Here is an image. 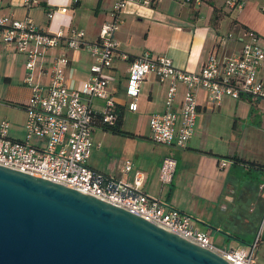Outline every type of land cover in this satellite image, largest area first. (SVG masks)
<instances>
[{
  "label": "built area",
  "instance_id": "1",
  "mask_svg": "<svg viewBox=\"0 0 264 264\" xmlns=\"http://www.w3.org/2000/svg\"><path fill=\"white\" fill-rule=\"evenodd\" d=\"M128 1L131 0L112 1L111 17L101 24L94 41L85 38L83 29L70 27L68 34L64 35L61 26L51 27L57 12L66 13V3L22 0L25 7L39 4L45 7L49 19L46 29L39 28L30 16L17 18L12 14H0V43L24 53V81L30 88L24 105L23 136H12L10 121L0 120V164L117 204L214 251L233 264H257V241L264 223V212L248 250L221 247L214 243L207 231L195 230L187 213L147 195L141 189L144 173L134 168L129 160H125L122 170L132 172L130 179L102 172L88 163L94 146L93 128L98 124H113L118 115L115 100L107 89L108 75L105 70L112 66L116 55L127 58L123 52L118 54L115 33L121 24L120 12ZM135 1L142 4L150 2ZM225 3L237 9L244 6V0H225ZM63 24L68 25L67 22ZM231 35L230 32L227 34ZM241 35L242 44L238 51L229 55L211 53L198 71L177 67L171 57L153 56L149 50L130 59L126 75L127 95L135 98L142 79L150 72L167 82L163 109L152 112L148 117L150 138L154 142L179 148L186 146L196 129L198 89L204 90L207 99L214 105H220L225 97L264 99V80L258 76L264 59V46L251 29L242 30ZM61 46L84 48L92 57L88 76L77 86H71L66 81L65 69L69 63L66 54L56 53L48 62L44 61V56ZM37 68L47 74L46 83L35 81L34 70ZM179 84L184 86V90L178 106H175ZM94 98L103 100L100 109L92 106ZM136 106L135 100L129 103L131 109ZM176 162L170 154L161 158L158 178L162 184L172 182ZM228 163L227 159L219 161L221 167ZM259 187L264 189L263 184Z\"/></svg>",
  "mask_w": 264,
  "mask_h": 264
},
{
  "label": "crops",
  "instance_id": "2",
  "mask_svg": "<svg viewBox=\"0 0 264 264\" xmlns=\"http://www.w3.org/2000/svg\"><path fill=\"white\" fill-rule=\"evenodd\" d=\"M55 1L66 3L68 6L65 14L57 12L51 21V27L61 26L64 35L68 34L70 27H74L83 29L85 38L88 41H94L98 37L101 24L111 17L110 8L113 0ZM0 14H12L17 18L30 16L41 29H46L49 23L45 7L40 4L25 7L22 0H0ZM119 16L121 24L115 33L118 40L117 50L118 54L125 53L127 58L124 59L116 55L112 66L108 70L106 69L105 73L108 75L107 89L115 100L117 109L121 112V126L122 121L124 124V120L132 116L131 113L137 119L138 125L143 122L147 124L149 115L164 107L167 82L160 80L153 72L148 73L142 79L135 98L126 93L129 61L144 50H149L153 56L167 55L171 57L177 67L198 71L211 53L229 55L238 51L242 44L241 31L244 29L253 30L264 46V0H244L242 9L229 7L225 0H150L148 4L131 0L127 2ZM63 22H67L68 25ZM229 32L232 33L231 36H227ZM56 53L66 54L69 57V63L65 69L66 81L69 85L77 86L80 81L86 79L92 57L84 48L69 49L61 46V48L52 49L49 54L44 56V61L48 62L51 56ZM25 60L24 53L17 51L12 46L0 43V120L6 118L5 116H10L14 120L15 112L20 108L22 111L21 121L24 122L26 116L24 105L30 93L29 85L24 81ZM258 76L264 80V59L259 67ZM34 79L38 83L44 84L48 77L46 73L40 72L37 68L34 70ZM183 90L184 86L179 84L175 106H178ZM196 98L198 109L196 129L186 146L182 148L189 149L194 153L192 158L197 159L194 172L201 176L200 179L205 187L206 184L209 185L211 196L215 197L217 193L220 194V191H223L225 185L222 182L225 181V177H219L222 174L219 172V168L225 167H221L219 161L225 158L217 159L218 152L211 148L208 149L206 146L210 135L220 134L217 125L216 130L210 126L211 114L214 110L222 107L223 101L225 102L224 107L233 110V114H236L238 109L245 115L253 113L255 109L264 113V99L253 100L244 96L229 100L227 98L230 97H225L220 105H214L207 99L202 89L197 90ZM132 100L137 103L135 109L129 108V103ZM244 100H247V104ZM92 106L100 109L103 106V100L98 98L93 100ZM237 116L241 117L240 114ZM235 124L236 119H234L233 126ZM14 128L15 126L11 125L10 131ZM105 130L100 125L93 128L94 146L98 147L101 144V139L106 133ZM140 131L139 129L134 130L133 133L137 135L128 136L134 139L132 141L135 144L134 150H131L130 146L127 148L122 146L117 151L118 145L113 146L116 153L119 154L116 166L110 162L100 165L98 161L96 166L109 168L114 174L100 169L102 172L130 179L132 172L122 170L125 160H129L134 168L144 173L145 178L141 189L147 195L159 198L167 205L176 206L174 198L172 199L170 196L172 187L164 188V184L158 178L161 158L166 154L173 156L172 150L164 145L156 146V142L145 141L143 138L152 139L148 133ZM96 137L97 140H95ZM92 154L91 151L88 159L91 165ZM177 164L178 161L176 167ZM93 167L95 166L93 165ZM97 167L95 168L98 169ZM193 179L195 180V177ZM260 192H263L262 189ZM262 194L261 196H263ZM253 199L257 203V197H253ZM223 208H227V206L223 205ZM246 221L248 220L246 219ZM260 222L261 216H259V224ZM259 224L256 225V229Z\"/></svg>",
  "mask_w": 264,
  "mask_h": 264
},
{
  "label": "water",
  "instance_id": "3",
  "mask_svg": "<svg viewBox=\"0 0 264 264\" xmlns=\"http://www.w3.org/2000/svg\"><path fill=\"white\" fill-rule=\"evenodd\" d=\"M0 264L233 263L117 204L0 164Z\"/></svg>",
  "mask_w": 264,
  "mask_h": 264
},
{
  "label": "rangeland",
  "instance_id": "4",
  "mask_svg": "<svg viewBox=\"0 0 264 264\" xmlns=\"http://www.w3.org/2000/svg\"><path fill=\"white\" fill-rule=\"evenodd\" d=\"M244 101L247 104V100ZM224 105L223 101L222 107L214 110L211 114L210 126L215 130L218 126L220 134L208 137L207 148H211L221 155L237 153L245 159L264 163V113L255 109L253 113L245 115L238 109L237 113L233 114V110L225 108ZM237 114H240L241 117H238ZM15 115L14 120L10 116H5L6 118L3 119L9 120L12 127L15 126L16 130L15 128L11 129V134L22 137L24 122L21 121L22 111L20 108L15 112ZM131 115L124 120V124L122 121L121 128L131 132L139 129L140 132L150 135L148 122L138 125L134 114L131 113ZM234 119H236L235 126H233ZM105 132L101 144L92 148L93 154L90 159L92 165L88 160L92 167L93 165L97 167V161L100 165L110 162L116 166L119 154L116 153L113 146L118 145L117 151L122 146L125 148L130 146V149L134 150L135 144L132 142L134 139L110 129H106ZM143 139L155 143L148 137ZM155 144L156 146L170 147L173 156L178 161L172 182L164 184V188L172 187L170 196L172 199L174 198L176 204L174 207L191 217V224L195 230L207 231L216 245L248 250L249 245L256 237V225L259 224V217H256L260 213L259 216L262 218L264 212V189H262L263 192H260L259 187L261 184L264 185V171L250 165L229 163L224 168H219V172L222 173L219 177H225V181H222L225 184L223 191L212 197L211 191L208 189L209 185L206 184L205 187L200 179L201 176L194 172L197 159L192 158L194 153L191 150L163 143ZM97 168V170H107L113 173L109 168ZM253 197H257V202L262 200V208L259 212L258 203L254 202ZM223 205H226L227 208H223ZM255 261L257 264H264V243L260 241V238L257 241Z\"/></svg>",
  "mask_w": 264,
  "mask_h": 264
},
{
  "label": "trees",
  "instance_id": "5",
  "mask_svg": "<svg viewBox=\"0 0 264 264\" xmlns=\"http://www.w3.org/2000/svg\"><path fill=\"white\" fill-rule=\"evenodd\" d=\"M118 115H117V119L115 120V122L113 124H103L100 125L102 126L104 129H110L113 132L116 133H120L126 136H136L137 134L131 132V131H127V130H123L121 128V112L117 109ZM217 156H219V159L221 158H225L227 160L230 161L231 164L236 165V164H245V165H250V166H254L262 171H264V163L261 162H257L255 160H249V159H245L237 154H216ZM257 206H258V212L261 211L262 208V200L257 202ZM260 215V213L258 214V216L256 218H258Z\"/></svg>",
  "mask_w": 264,
  "mask_h": 264
}]
</instances>
